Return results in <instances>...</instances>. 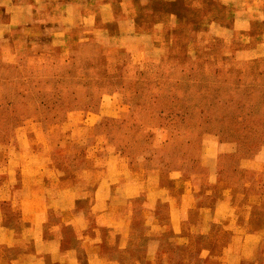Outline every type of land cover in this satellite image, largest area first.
Instances as JSON below:
<instances>
[{"label":"crops","instance_id":"obj_1","mask_svg":"<svg viewBox=\"0 0 264 264\" xmlns=\"http://www.w3.org/2000/svg\"><path fill=\"white\" fill-rule=\"evenodd\" d=\"M170 1L0 0V58L15 63L26 50L42 61L90 40L133 56L150 42L156 54L182 13L151 26L147 10ZM185 1L205 18L189 53L202 42L218 50L211 41L222 60L264 53V0ZM131 112L115 94L105 108L56 123L30 117L0 135V264H264V155L240 158L233 172L230 144L206 139L200 154L165 166L150 150L134 156L117 147L129 142L93 138L105 115ZM70 129L83 131L89 153L68 151L80 139L54 137Z\"/></svg>","mask_w":264,"mask_h":264},{"label":"rangeland","instance_id":"obj_2","mask_svg":"<svg viewBox=\"0 0 264 264\" xmlns=\"http://www.w3.org/2000/svg\"><path fill=\"white\" fill-rule=\"evenodd\" d=\"M179 11L180 25L157 41L165 48L154 49L156 54L150 42L133 56L124 49L113 55L90 40L71 41L68 50L54 49L42 61L30 60L26 50L15 63L1 57L0 135L10 137L12 126L30 117L56 123L77 111L105 108L113 95L122 94L131 106L130 118L105 115L93 138L129 142L117 147H127L134 156L150 150L165 166L200 154L206 139L230 144L234 154L225 162L232 171L240 158L264 155V53L252 61L222 60L221 41H211L218 50L206 51L202 42L189 53L186 44L205 28V18L185 0L151 6L147 23L169 21ZM61 135L70 142L80 139L67 146L69 152L89 153L81 143L82 130L59 131L54 137Z\"/></svg>","mask_w":264,"mask_h":264}]
</instances>
